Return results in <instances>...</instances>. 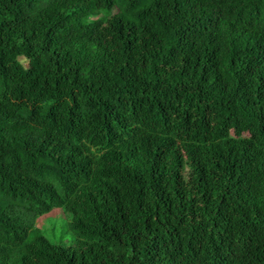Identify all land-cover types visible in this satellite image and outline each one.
Wrapping results in <instances>:
<instances>
[{
	"label": "trees",
	"instance_id": "trees-1",
	"mask_svg": "<svg viewBox=\"0 0 264 264\" xmlns=\"http://www.w3.org/2000/svg\"><path fill=\"white\" fill-rule=\"evenodd\" d=\"M0 264H264V0H0Z\"/></svg>",
	"mask_w": 264,
	"mask_h": 264
},
{
	"label": "rangeland",
	"instance_id": "rangeland-1",
	"mask_svg": "<svg viewBox=\"0 0 264 264\" xmlns=\"http://www.w3.org/2000/svg\"><path fill=\"white\" fill-rule=\"evenodd\" d=\"M23 63L26 64L25 61ZM36 226L42 234L47 236H53L54 231L55 236L60 237L63 244H67L71 239L67 214L60 207L54 208L49 213L38 217Z\"/></svg>",
	"mask_w": 264,
	"mask_h": 264
}]
</instances>
